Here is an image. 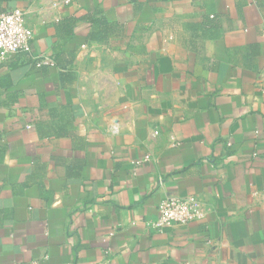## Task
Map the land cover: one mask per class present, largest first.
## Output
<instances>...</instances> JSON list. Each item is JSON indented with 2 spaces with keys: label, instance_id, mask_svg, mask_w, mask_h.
Segmentation results:
<instances>
[{
  "label": "crops",
  "instance_id": "1",
  "mask_svg": "<svg viewBox=\"0 0 264 264\" xmlns=\"http://www.w3.org/2000/svg\"><path fill=\"white\" fill-rule=\"evenodd\" d=\"M63 1L0 0V264H264V0Z\"/></svg>",
  "mask_w": 264,
  "mask_h": 264
},
{
  "label": "built area",
  "instance_id": "2",
  "mask_svg": "<svg viewBox=\"0 0 264 264\" xmlns=\"http://www.w3.org/2000/svg\"><path fill=\"white\" fill-rule=\"evenodd\" d=\"M69 4V0L63 1V5ZM32 38L33 30L26 23L25 13L22 10L14 9L0 13V66L20 54H30ZM112 131L116 132V129L113 128ZM157 213L158 219L152 227L162 231L202 219L203 207L197 196H173L159 202Z\"/></svg>",
  "mask_w": 264,
  "mask_h": 264
},
{
  "label": "trees",
  "instance_id": "3",
  "mask_svg": "<svg viewBox=\"0 0 264 264\" xmlns=\"http://www.w3.org/2000/svg\"><path fill=\"white\" fill-rule=\"evenodd\" d=\"M154 1V0H148ZM158 1H169V0H158ZM89 22L92 25L91 32L87 36V40L92 43H103L106 41L107 34L112 30L109 21L105 18H89ZM70 23L73 24L74 20H70Z\"/></svg>",
  "mask_w": 264,
  "mask_h": 264
}]
</instances>
